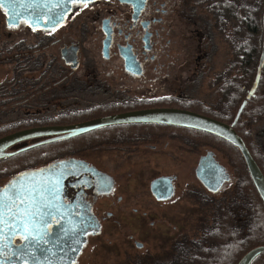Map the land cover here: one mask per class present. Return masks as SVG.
Instances as JSON below:
<instances>
[{
    "label": "flooded vegetation",
    "instance_id": "obj_1",
    "mask_svg": "<svg viewBox=\"0 0 264 264\" xmlns=\"http://www.w3.org/2000/svg\"><path fill=\"white\" fill-rule=\"evenodd\" d=\"M68 1L10 0L16 9L0 8V110L9 103L20 110L26 103L44 106L36 101L41 95L62 99L52 103V115L21 119L0 129L22 121L40 124L24 129L70 125L155 108L189 110L212 118L226 111L223 90L231 64L227 59L215 72L218 27L213 0ZM75 83L78 89L70 91ZM55 115L66 117L67 122L53 123L50 118ZM213 136L164 123L112 124L63 139L61 156L15 175L44 168L52 173L50 177L61 176L64 204L72 215L88 211L101 228L105 217L117 210L177 208L169 201L183 156L195 163L196 177L201 158L212 152L216 160L207 147L198 156V144H214ZM255 136L264 141V129ZM160 177H170L171 188L161 184L156 194L151 183ZM226 182L216 191L200 182L211 194L221 192L209 198L210 203L219 204L228 195V187L221 190ZM169 190L171 195L162 198ZM103 209L112 212L103 216ZM58 220L51 217L47 232ZM97 233L86 234L85 243ZM128 240H133L132 235ZM20 242L17 235L14 243Z\"/></svg>",
    "mask_w": 264,
    "mask_h": 264
},
{
    "label": "water",
    "instance_id": "obj_2",
    "mask_svg": "<svg viewBox=\"0 0 264 264\" xmlns=\"http://www.w3.org/2000/svg\"><path fill=\"white\" fill-rule=\"evenodd\" d=\"M72 1L74 0H69L68 2L71 3ZM5 6H9L12 10L16 9L14 2H8ZM261 19L262 46L255 77L246 98L253 95L264 64V7ZM245 103L246 99L239 105L230 124L189 110L155 108L113 114L70 125H46L21 129L0 137V159L112 124L164 123L190 127L220 137L239 150L254 188L264 204V174L242 137L233 128V124L238 119ZM36 138L41 139L11 149L20 142ZM46 168L48 169V167ZM51 175L52 173L44 168L28 170L13 176L1 187L0 212L3 213L4 220L7 223H11L15 219L17 224H23L24 221L20 218L24 216L26 211L35 213L33 236H36L37 240L43 237L48 243L44 244L41 240L39 249L32 251V255L22 261L15 253L19 249L27 248L30 241L21 240L20 243L15 244L14 238L17 234H14L4 225H0V264H75L78 254L86 241V234H94L99 231V222L90 213L88 214V211L85 213L80 212L76 216L72 215L71 210L64 204L61 176L50 177ZM53 175H55V172ZM195 175L210 191H216L230 178L225 167L215 160L212 152L200 159ZM170 179V177L155 179L151 183V189L156 194H159L157 190L159 185L167 183V186L171 188ZM17 194L21 199L27 197V199H24V203H21L16 198ZM170 195L171 190L163 194L162 198H168ZM13 203H15V206H13ZM8 208L12 210L11 217L8 215ZM41 214L44 216L43 222L40 220ZM51 217L59 220L52 226L50 232H47V225ZM135 245L141 247L142 243L136 241ZM262 253H264V245L255 246L245 252L236 264H251Z\"/></svg>",
    "mask_w": 264,
    "mask_h": 264
},
{
    "label": "trees",
    "instance_id": "obj_3",
    "mask_svg": "<svg viewBox=\"0 0 264 264\" xmlns=\"http://www.w3.org/2000/svg\"><path fill=\"white\" fill-rule=\"evenodd\" d=\"M263 7L264 0H213L211 9L214 10L218 31L230 44L233 58L228 85L223 90L228 107L224 113L212 116L230 124L239 105L246 99L233 128L242 137L264 174V166L259 158H264L262 143L260 144L263 139L261 137L255 140L247 127L248 123H256L264 119V64L253 95L246 98L255 77L262 46ZM50 119H53V123L67 122L66 117L62 115H55ZM36 124L40 125L35 121L8 125L0 129V137ZM213 137L226 153L231 150L236 158L234 164L237 178L233 185L227 188L228 195L221 198L219 204H211L208 217L201 222L197 232L193 234V238L196 239L187 243L180 263L174 261L175 257L169 261H166L167 258L159 257L143 264H236L249 249L264 245V204L249 177L243 157L235 146L217 136ZM60 142H62L60 147L62 154L64 141L60 140L0 159V162L24 155L26 156L22 157L18 165L46 162L50 157L56 156L53 153L58 150L56 148L52 151L49 147ZM14 165L17 167L16 162ZM251 264H264V253L258 255Z\"/></svg>",
    "mask_w": 264,
    "mask_h": 264
},
{
    "label": "rangeland",
    "instance_id": "obj_4",
    "mask_svg": "<svg viewBox=\"0 0 264 264\" xmlns=\"http://www.w3.org/2000/svg\"><path fill=\"white\" fill-rule=\"evenodd\" d=\"M215 31H217L214 36L216 51L213 53V58L215 59L213 66L215 72H218L217 69H221L220 66L223 62L229 59L231 64L233 58L230 44L222 38L218 30ZM0 74H3V71H0ZM69 89L70 91L78 89L77 84L75 83L74 86L71 84ZM212 93L214 96V91ZM48 96L41 95L37 98V102L45 103L44 106L37 108H35L34 104L35 107H27L29 105L26 103V107L20 110L13 108L11 103L7 104L9 107L7 106L0 110V126L20 121L21 119L41 118L52 115V103L55 100L62 101V99H49ZM247 127L256 138L255 135L264 129V119L256 123H248ZM261 143L264 151V141ZM61 145L62 142L51 145L49 149L53 151L58 148L53 154L61 156ZM206 147L215 152L216 160L225 166L230 176L229 181L223 185L221 190L226 187L229 188L237 178L234 164L236 158L232 155L231 150L226 153L216 141L210 146L198 144V156L204 154ZM24 156L9 160L5 159L0 162V185L7 182L16 173L33 166L32 163L18 165ZM183 158L185 160L180 164V169L177 172L178 176L174 183L175 194L169 201L170 203L173 202L177 208L172 206L168 208L165 205L151 210L129 209L114 211L113 216L105 217L103 222H101L100 231L95 236L88 237L75 264H143L144 262H152L154 261L153 259L159 257L167 258L166 261L175 257L174 261L180 263L187 243L193 240V234L197 232L201 222L208 217L211 204H215L214 200L210 203L211 199L209 198L219 193L211 194L207 192L194 176L193 167L195 163L191 162L187 156H183ZM259 158L264 166V158ZM15 162L17 167H14L16 166L14 165ZM42 163L39 162L36 165ZM132 171L133 169L130 171L131 176L134 175ZM127 174L125 173L122 179H126ZM100 211L103 216L106 215V211L112 212L109 209ZM129 235H132L133 240H128ZM134 240L143 243V247H136Z\"/></svg>",
    "mask_w": 264,
    "mask_h": 264
},
{
    "label": "snow or ice",
    "instance_id": "obj_5",
    "mask_svg": "<svg viewBox=\"0 0 264 264\" xmlns=\"http://www.w3.org/2000/svg\"><path fill=\"white\" fill-rule=\"evenodd\" d=\"M74 2H80V0H74ZM6 3H8V0H0V8H4ZM25 23H29V21L25 20ZM16 198L20 200L21 203H24V199H27V197L21 199V197L18 194ZM13 206H15V203H13ZM7 212L8 215L11 217L12 216L11 208H8ZM48 215H50V213H48ZM34 218H35V213L26 211L24 216L20 218L24 221L23 224H17L15 222V219H13L11 223H7L4 220L3 213L0 212V225H4V227L8 228L14 234L20 235L22 241H30L27 248L19 249L15 253V255L18 256L22 261L30 257L32 255V251L39 249L41 240L44 244L48 243V241L44 240L43 237H40V240H37L36 236H33V231L35 230L33 223ZM40 220L41 222H43L44 220L43 214H41ZM5 247L7 246L5 245Z\"/></svg>",
    "mask_w": 264,
    "mask_h": 264
}]
</instances>
